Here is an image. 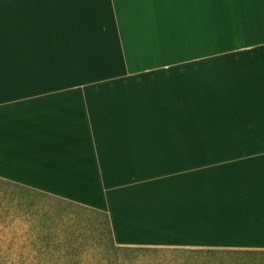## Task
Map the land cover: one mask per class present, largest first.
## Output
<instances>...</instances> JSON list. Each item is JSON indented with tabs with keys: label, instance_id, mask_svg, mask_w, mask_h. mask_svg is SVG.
<instances>
[{
	"label": "crops",
	"instance_id": "obj_1",
	"mask_svg": "<svg viewBox=\"0 0 264 264\" xmlns=\"http://www.w3.org/2000/svg\"><path fill=\"white\" fill-rule=\"evenodd\" d=\"M6 186L115 249L264 256V0H0Z\"/></svg>",
	"mask_w": 264,
	"mask_h": 264
},
{
	"label": "rangeland",
	"instance_id": "obj_2",
	"mask_svg": "<svg viewBox=\"0 0 264 264\" xmlns=\"http://www.w3.org/2000/svg\"><path fill=\"white\" fill-rule=\"evenodd\" d=\"M10 188L0 190V264H264V256L255 255L220 257L217 253L115 249L103 220L94 216L59 217L52 213L45 217L30 213L27 224L15 213L20 209L11 211L14 204L3 201L7 199L5 190ZM49 203L59 211L78 213L74 207Z\"/></svg>",
	"mask_w": 264,
	"mask_h": 264
},
{
	"label": "trees",
	"instance_id": "obj_3",
	"mask_svg": "<svg viewBox=\"0 0 264 264\" xmlns=\"http://www.w3.org/2000/svg\"><path fill=\"white\" fill-rule=\"evenodd\" d=\"M41 201H42V203H41ZM49 202H55V203H58L59 205L63 204L64 207H66L68 209L74 207V208H76L78 213H85V211H86V208L74 205L72 203H63L61 201H56V200H52V199L46 201L44 199H41V197H38V196H33L32 201H30L26 205V208H28V211H30L31 213H43V216H47L46 213H72V212L63 211V210L59 211V209L53 208V206H51V203H49ZM99 218L103 220L104 230L106 231V233L109 237V242H111L110 230L108 228L107 219L105 216H103V218L102 217H99Z\"/></svg>",
	"mask_w": 264,
	"mask_h": 264
}]
</instances>
